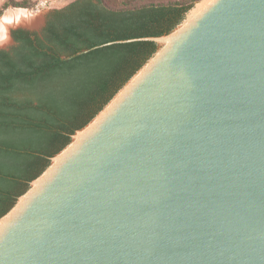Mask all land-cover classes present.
<instances>
[{
    "label": "water",
    "instance_id": "1",
    "mask_svg": "<svg viewBox=\"0 0 264 264\" xmlns=\"http://www.w3.org/2000/svg\"><path fill=\"white\" fill-rule=\"evenodd\" d=\"M52 11L4 13L0 50ZM136 41L158 50L0 219V264H264V0L63 60Z\"/></svg>",
    "mask_w": 264,
    "mask_h": 264
},
{
    "label": "trees",
    "instance_id": "2",
    "mask_svg": "<svg viewBox=\"0 0 264 264\" xmlns=\"http://www.w3.org/2000/svg\"><path fill=\"white\" fill-rule=\"evenodd\" d=\"M201 0H74L53 10L40 33L12 31L0 50V219L155 55L152 41L183 23ZM33 0H6L33 10Z\"/></svg>",
    "mask_w": 264,
    "mask_h": 264
},
{
    "label": "rangeland",
    "instance_id": "3",
    "mask_svg": "<svg viewBox=\"0 0 264 264\" xmlns=\"http://www.w3.org/2000/svg\"><path fill=\"white\" fill-rule=\"evenodd\" d=\"M6 0H0V8L1 6L4 4ZM37 3V7L33 10H24L27 12V14L31 17L34 18L36 17L38 14L45 12V11H52L55 9H61L65 6H67L68 4H70L71 2H73L74 0H33ZM14 9H18V8H14ZM12 10V8L8 9L5 14L9 11ZM21 11V12H24ZM4 14V15H5Z\"/></svg>",
    "mask_w": 264,
    "mask_h": 264
},
{
    "label": "bare ground",
    "instance_id": "4",
    "mask_svg": "<svg viewBox=\"0 0 264 264\" xmlns=\"http://www.w3.org/2000/svg\"><path fill=\"white\" fill-rule=\"evenodd\" d=\"M24 11L23 9H12L9 10L5 15H10V16H14V17H18V18H25V19H29L31 18L26 11Z\"/></svg>",
    "mask_w": 264,
    "mask_h": 264
}]
</instances>
